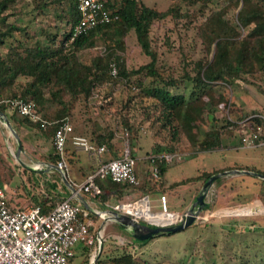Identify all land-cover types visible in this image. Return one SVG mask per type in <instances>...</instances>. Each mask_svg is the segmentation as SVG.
I'll return each instance as SVG.
<instances>
[{"label": "trees", "instance_id": "obj_1", "mask_svg": "<svg viewBox=\"0 0 264 264\" xmlns=\"http://www.w3.org/2000/svg\"><path fill=\"white\" fill-rule=\"evenodd\" d=\"M213 1L172 0L167 7L159 9L145 0H114L110 7L119 13L118 19L74 36L72 28L80 19L77 0H32L37 13L46 14L47 9L55 7V17L59 19L56 23L44 20L38 36L21 22L25 0H0V45L5 47V51L0 52V110L7 114L15 129L20 122L46 136H53L61 119L68 118L74 126L72 134H84L95 144L106 145L113 157L122 156L123 145L128 142L131 154L136 158L140 182H118L111 177L98 176L97 182L103 192L97 197L102 202L110 198L107 190L115 191L119 199L128 193L142 195L164 190L163 177L170 163H159V177H154L151 172L142 177L139 175L140 159L136 151L140 148L144 130H150L154 138V151L146 153L148 158L154 152L185 153L223 148L227 146L224 138L241 132L245 124L249 123L254 129L258 125L264 126V118L255 115L264 114L263 110L253 109L236 118L225 112L218 118L210 108L217 100L225 98L222 86L234 91L235 86L246 82L264 94V0H219L218 7L211 6ZM183 7H186V13ZM165 20L173 21V28H178L179 32L194 28L203 44L202 56L194 61L184 53L181 75L176 74L174 64L160 61L158 45L153 43V25ZM132 31L142 52L150 57L137 66L131 64L126 54L127 38ZM18 32L20 38L16 36ZM99 40L103 41L104 51L91 60L85 59L83 51L95 47ZM166 41L172 47L169 37ZM113 62L117 66L116 74L112 73ZM191 63L192 71L188 70ZM189 81L192 82L190 90L187 88ZM182 84L183 89L179 90ZM120 87L125 88L122 98L116 94ZM15 98L34 100L43 117L52 122L43 125L16 109L9 113L10 100ZM227 105L225 103V107ZM93 107L99 113L113 115L115 123H103L93 115ZM205 117L213 126L200 131V120ZM72 134L65 147L69 170L77 167L79 155L71 140ZM3 158L0 150V161ZM48 158L51 164L60 158L54 145ZM232 168L264 173L253 166ZM95 169L89 171L85 179ZM9 171L13 172L12 168L8 171L7 167L0 168V180L9 182ZM219 171H204L175 181L171 187L201 180L198 195L206 179ZM67 176L70 178V171ZM224 179L225 175H221L214 182L221 185ZM61 182L71 192L67 182ZM65 197L57 196L58 201ZM57 202L42 197L34 204L50 210ZM213 206L214 196L212 200L206 198L204 209L213 210ZM243 219L245 223L232 221L229 230L256 231L264 224V214L246 215ZM128 229L134 241H128L123 247L117 246L122 251L106 254V258H102L103 248L96 263L105 259L110 264H138L130 247L136 242L144 244L150 238L138 239L131 228ZM172 233L160 232L152 237ZM233 256L238 258L233 264H264V250L257 248Z\"/></svg>", "mask_w": 264, "mask_h": 264}, {"label": "rangeland", "instance_id": "obj_2", "mask_svg": "<svg viewBox=\"0 0 264 264\" xmlns=\"http://www.w3.org/2000/svg\"><path fill=\"white\" fill-rule=\"evenodd\" d=\"M25 1L26 3L23 4L25 14H23L21 22L24 25H28L38 36L40 35V25L44 20L51 23L59 22V19L55 17V7L47 9L46 14H40L37 13L32 0ZM145 1L159 9H163L172 0ZM211 6L218 7L219 0H214ZM183 12H187L186 7H183ZM233 13L234 11L232 10L230 14L232 15ZM173 27L174 22L171 20L155 23L152 28V39L153 43L158 45L160 61L174 64L176 74L181 75L184 68V53L194 61L202 56L204 52L203 44L194 28L190 30L184 28L179 32L178 28L174 29ZM16 36L20 38L21 34L18 32ZM22 37L24 38L25 36ZM167 37H169L172 47L167 43ZM127 44L126 54L132 65L137 66L150 59L148 55L142 52L136 34L133 31L127 38ZM104 49L103 41L99 40L95 47L84 50L83 54L85 59L91 60L95 55L102 53ZM4 51L5 47L0 45V52ZM188 70H193V63L188 66ZM183 85H181L179 90L183 89ZM191 86L192 82L189 81L188 90L191 89ZM124 89L123 87L117 89L118 98H122L125 93ZM221 90L226 95L225 98L217 100L213 106L210 105L211 110L218 118H222L225 112H228L231 118H236L253 109L264 111V94L252 84L243 82V84L235 86L234 91L222 86ZM225 103H228L227 107H225ZM92 110L93 115L103 123H115L114 116L110 113H99V110L95 107ZM0 120V129L1 132L2 130L4 132L0 134V148L5 152V159L3 158L0 161V168L2 170L7 167V171L9 167L13 168V172L9 171V175H7L11 176L9 181L11 185L18 186L24 182L30 183L33 179L31 177H26L28 180L23 179V176L26 174L32 176L34 173L27 170L17 158L15 154L17 151V138L7 124L2 119ZM212 126L213 124L210 120L205 117L204 120H200L198 129L205 131ZM247 126H243L241 132L237 131L234 135L225 137L226 147L185 152L183 160L171 162L172 164L165 175V179L176 180L185 175L217 169L224 171L232 169L234 166H253L264 170V145L247 147L243 144L242 136L244 131L248 129L247 132H251L252 130L251 127ZM22 142L23 150L25 149L27 152L37 154V151H47V148H52L53 150V140L41 141L40 143H35V145L31 142L23 141V139ZM153 142L150 132L143 133L139 154L150 150ZM127 143L123 145V149ZM187 143V140L184 139V144ZM23 154H26V152H22V155L20 154L21 159L23 161L27 160ZM200 183L189 182L179 186L177 190L171 191L168 204L170 208L173 210L185 209L192 194L198 190ZM212 185L211 191H213L214 196V206L212 208L214 214L209 221L198 217L191 225L180 231L150 237L144 244L133 243L130 248L136 255L138 264H233L238 259L233 256L235 253H244L246 249H249L250 252L255 251L256 248L264 250V224L257 228L256 231H250L252 230L250 229L239 233L229 230L230 224L234 220L245 223L243 216L264 214V210L260 207V205H264V178L244 172H231L225 175L221 185L215 182ZM251 208H255V211L251 212ZM154 209L159 208L154 207ZM104 237L103 248H105V251L102 254V258H106V254H115L122 251V248L119 249L117 246L123 247L128 241H134L126 227H122L112 220L105 222ZM71 264H90V261L87 260L84 253L77 252ZM96 264H110V262L102 259Z\"/></svg>", "mask_w": 264, "mask_h": 264}, {"label": "built area", "instance_id": "obj_3", "mask_svg": "<svg viewBox=\"0 0 264 264\" xmlns=\"http://www.w3.org/2000/svg\"><path fill=\"white\" fill-rule=\"evenodd\" d=\"M113 2L114 0H77L80 19L72 28L73 35L118 19L119 13L110 7ZM112 73H117L115 62L112 63ZM10 108L29 116L32 120L41 121L43 125L52 122L43 117L32 99H12ZM255 115L264 118L263 113ZM244 126L251 127L249 123ZM251 128V132H247V129L242 136L244 146L264 145V126ZM73 130L71 121L63 118L53 135V145L60 158L52 166L58 169L63 177L67 176L69 170L65 147ZM71 140L77 149L101 159L95 171L90 173L84 182L78 184L70 181L71 195L59 200L52 209L44 210L37 204L13 208L7 201L4 186L0 184V264H71L79 243L92 246L90 264H96L105 240V222L116 219L114 211L130 215L135 220L150 225H173L187 218L189 208L171 209L164 193L160 196L159 209H153L149 194L113 204L107 203L103 208H85L82 204V192L94 197L103 192L97 182L98 176L138 184L140 178L137 174L136 158L131 154L129 144L123 149L122 156L105 158L104 154L108 150L106 145H97L88 136L80 133H73ZM182 158L183 154L179 151L150 153V172L154 177H159V163L179 161ZM212 196L213 191L208 189L205 200H212ZM203 209L197 218L210 219L214 211ZM94 216L103 221L97 229L93 228Z\"/></svg>", "mask_w": 264, "mask_h": 264}, {"label": "crops", "instance_id": "obj_4", "mask_svg": "<svg viewBox=\"0 0 264 264\" xmlns=\"http://www.w3.org/2000/svg\"><path fill=\"white\" fill-rule=\"evenodd\" d=\"M8 111H9V113H11V112H13V109L9 108ZM17 125L18 126H17L16 131L20 134L21 139H23V141H25V142H31L32 144L35 145V143H40L41 141L53 140V136H46L42 131H40V130H38V129L30 126V125L21 124L20 122ZM145 132H150L152 134V132L148 129L144 130L143 133H145ZM1 133L3 134L4 132H3V130L1 132V129H0V134ZM143 133H142V136H143ZM142 136L140 138V144H139L140 147L142 146V144H141ZM153 141H154V138H153ZM17 146H18V143H17ZM151 146H152V148L150 150H152V152H153L154 151V142ZM47 149H48L47 150L48 152L47 151H42V152L37 151V154L33 153V152H27L25 149L21 151V153H20L21 155H22V152L23 153L26 152V154H23V155H25L27 160H24L23 162H25L29 166H32V168H28L27 166L23 165L22 163L21 164L27 170L34 173L32 176H28L27 174L25 176H23V179H27L26 177H28V178L31 177L33 180L30 183L24 182L23 184H20L18 186H13L8 181L0 180V184H2L5 188L7 201L11 207L17 208V207H22L25 205L34 204L38 201L39 198H42V197H46V198L49 197V198L56 200V202H57L58 201L57 196L61 197L64 195V196L68 197L71 195L72 187L70 185V182L68 183L67 181H65L61 172L58 169H56L54 166H52V164L48 160L49 159L48 156H49V153L52 152V148L51 149L47 148ZM0 150H2V152H3L2 148H0ZM77 150L79 151V155L77 157L78 160L76 162L77 167H75L73 169L70 167V170H68V173L70 171V178L68 177V179H69V181L76 182V183L80 184V183L85 181L86 174L89 171H91L93 168L97 167L101 158L92 157L91 155H89L88 152H86L84 150H80V149H77ZM150 150H147L145 153L139 154V148H137L136 155L140 159L138 171H139V175L141 177L144 176L146 173H150V170H151L150 161L146 156V153ZM180 152L182 154H184L182 151H180ZM187 152H189V151H187ZM190 152H195V151H190ZM4 153L5 152H3V154ZM104 157L105 158L106 157H113V154L109 150H107L104 154ZM181 160H183V158ZM181 160H179V161H181ZM167 163H170L169 167L167 169V171H168L172 163L171 162H167ZM167 171L165 172L164 177H163L164 186H165L164 190L152 191L149 193H143V194H149L150 195L153 209H154V207L160 208V196H161V194L164 193L167 195L168 204H169L171 191H175L179 188V186H181L183 184H188L189 182H199V183L201 182V180H194V181L192 180V181L181 183V184L177 185L176 187L172 188L171 184L173 182L181 180V179L186 178V177L194 176L196 174L185 175V176H182L181 178L176 179V180H169V179L166 180L165 175H166ZM61 180L67 182L71 192H69L68 189L62 185ZM197 191L194 194H192V197L189 200L188 206H186L185 209H188L192 206V204L194 203V201L196 199L195 197L197 195ZM107 192L110 193V198L105 202L100 201L98 199V197H94V196L90 195L89 193L82 192V204H83V206L85 208H89V209H91L93 207L103 208L104 205L107 203L113 204V203H116L119 201H126V200L137 198V197L143 195V194L141 195V194L133 192V193L126 194L123 199H119V197L115 196V194H114L115 191L107 190ZM129 197H131V198H129ZM94 219H95V222H94L93 228L97 229L102 224L101 218H99L98 216H94ZM109 220L115 221L117 224L120 223L116 219H109ZM126 229H128V228L126 227ZM77 252L84 253V255L87 257V260L90 261V257L92 254V246L87 245V244H83V243H79L75 248L74 257L77 255ZM100 255L101 254H99V256ZM73 258L71 259V262H72Z\"/></svg>", "mask_w": 264, "mask_h": 264}, {"label": "water", "instance_id": "obj_5", "mask_svg": "<svg viewBox=\"0 0 264 264\" xmlns=\"http://www.w3.org/2000/svg\"><path fill=\"white\" fill-rule=\"evenodd\" d=\"M0 119H2V121H4L7 126L13 131V133L15 134L16 138H17V151H16V156L17 158L20 160V162L29 167L32 168V166L27 165L25 162H23V160L20 158V153L23 150V142L22 139L20 137V134L16 131V129L13 127L10 119L8 118L7 114L0 110ZM231 172H244V173H249V174H254L257 176H260L262 178H264V173L260 172V171H256V170H250V169H240V168H232V169H228V170H224V171H219L216 172L214 174H212L208 179H206V181L203 183L199 194L197 195L194 203L192 204V206L188 209V216L185 220L177 223V224H173V225H150L138 220H135L133 217H131L130 215L127 214H118L115 211L114 216L116 218V220H118L121 224H123L124 226H126L127 228H131L132 234L141 240L144 239H148L152 236H154L155 234H158L160 232H177L180 231L186 227H188L189 225H191L195 219L197 218L199 212L203 209V207L206 205V200H205V195H206V191L209 189V187L212 185V183L214 182V180L221 176V175H226L228 173ZM65 181H67L68 183L70 182L67 176H64ZM261 209L264 210V205H260ZM103 250V246L101 248V251L99 254H101Z\"/></svg>", "mask_w": 264, "mask_h": 264}, {"label": "bare ground", "instance_id": "obj_6", "mask_svg": "<svg viewBox=\"0 0 264 264\" xmlns=\"http://www.w3.org/2000/svg\"><path fill=\"white\" fill-rule=\"evenodd\" d=\"M252 211H255V208H251V212H252Z\"/></svg>", "mask_w": 264, "mask_h": 264}]
</instances>
